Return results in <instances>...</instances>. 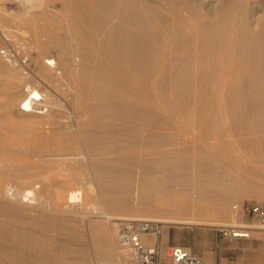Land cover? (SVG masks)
<instances>
[{
  "label": "bare ground",
  "instance_id": "bare-ground-1",
  "mask_svg": "<svg viewBox=\"0 0 264 264\" xmlns=\"http://www.w3.org/2000/svg\"><path fill=\"white\" fill-rule=\"evenodd\" d=\"M17 1L23 14L13 18L0 5L1 30H9L12 22L35 23L33 12L44 10L49 0ZM216 1L208 10L205 0H65V10L74 11L68 26H74L78 46L70 55L62 50L59 61L46 58L44 64L56 73L46 71L42 78L53 85L74 83L82 112L75 127L65 131L69 142L57 144L52 141L61 138L54 130L62 124L59 117L45 112L43 127L29 133L14 121L23 118L11 112L13 119L0 117V241L5 236L22 248L21 254L48 253L51 246L37 234L14 228L18 219L34 224L43 217L82 219L97 264H134L132 252L118 242L119 221L264 231V224L238 219L230 187L240 197L264 201V0ZM52 46L42 44L47 50ZM37 84L26 88L20 105L30 118L42 104L63 106ZM196 107L206 127L239 132L242 152L250 155L251 163L243 164L247 175L226 178V167L202 142H190L176 129L167 138L159 129L186 125L179 113ZM171 109L176 114H167ZM230 144L220 148L231 151ZM68 183L67 194H60ZM152 197L162 207L152 204ZM155 241L143 237L148 246ZM3 252L22 260L11 249ZM65 255L63 250L56 262L50 255L46 261L84 264Z\"/></svg>",
  "mask_w": 264,
  "mask_h": 264
},
{
  "label": "rangeland",
  "instance_id": "rangeland-1",
  "mask_svg": "<svg viewBox=\"0 0 264 264\" xmlns=\"http://www.w3.org/2000/svg\"><path fill=\"white\" fill-rule=\"evenodd\" d=\"M1 1H0V5L2 8L6 9V6H7L6 10H8V16L10 18L11 17L13 18L15 15L23 14V7L21 6L20 3H18L17 0H5V1L1 0ZM205 1L207 4H209L208 10L214 9L213 7H215V5H217L218 3V1L216 0H205ZM64 4H65V0H49L44 6V10H35L33 12L37 17L35 23L31 25H26V24L21 23L20 21L16 23L8 22L10 24L9 30L4 31L0 29L1 31V34H0V64L2 68L6 67L5 71H3V69L0 66V117L5 116L4 118L13 119L10 116L15 114L13 116H17L15 117L16 119L23 118V120L22 119L19 120V123L15 119L14 121L17 123L20 130L24 131V128H25V131L28 133L30 130H34V127L36 131L40 127H43V122L46 120L47 118L46 116H48L47 114H49V116H54L56 118L59 117L58 119L61 120L62 124L57 126L58 128L55 126L54 130L58 134H60L61 138L56 139L57 141L55 142L52 141L53 144L62 143L59 141L61 139L63 140V143L69 142L68 134H66L65 131L66 130L69 131V129H72L75 127V125L77 124L76 120L78 119V117L81 115V112H82V107L80 108V106L76 102L77 100L75 99L77 98V95H75V92L73 91V88H75L74 83L65 82L61 86L59 84L53 85V84L48 83L46 80L42 78V75L45 74L46 71H50L49 73H51V75H54L56 73L50 70L44 64V61L46 58L51 57L53 60L55 59L59 61L60 53L62 50L66 51L70 55L74 52L75 48L78 46L76 42V37H74L75 28L74 26L72 27L71 24L70 26H68L69 24L68 20L70 17L74 16V11H72L71 9L65 10L66 8L64 7ZM0 22H1V18H0ZM73 28L74 30H72ZM46 42H52L53 43L52 48L54 49L52 48H50L49 50L43 49L42 44ZM55 48L56 49L58 48V49L55 50ZM5 52L10 55L9 58L7 57L5 58V55L3 54ZM10 68H13V70L11 69L13 71L12 73H11ZM57 68L59 72L62 71L61 68L59 67ZM33 84H37L39 87L41 86V88H43L42 92L49 91L52 94V96L56 98L57 102H59L63 106L52 109L51 106L46 107L42 104L41 105L42 109L37 110L36 113L34 112L33 113L34 116H32V118H30L31 115H24L22 112H20L21 111L20 110L21 101L28 94V92L26 91L28 89L26 88H28V86H31ZM43 106L45 108H43ZM196 109L198 113L196 112ZM198 109L201 111L200 107L198 108L196 107L192 113L181 111L180 113L187 120H184L185 118H182V115L179 113L180 116L179 115L178 116L183 121L185 122L187 121V124H186L187 126L186 125H176V124H164L161 127H159V129L162 128L161 130L167 133V138L174 137V135H176L175 133L176 131L178 134L181 132V134H183V137L188 136L186 138L190 142H193V141L202 142L204 144L203 147L205 149L207 148L206 151L214 152V154L216 153L215 156L217 157V159L215 157V160L221 166L224 165L226 167L224 170H222L226 178H230V176L234 174L235 175L237 174L240 176L247 175L248 173L245 170L244 168L245 166H243V164L249 165L251 163L249 160L250 155H246V153L244 154V152H242V148H241L242 138L239 135V132L233 129L217 130L213 128L212 126L206 127L205 125H203V122H202L203 117L201 115V112ZM38 111L39 113H37ZM169 111H167V114L169 115L176 114V111L174 112V110L172 109ZM9 112H11V115L7 114ZM40 112H43V113H41L40 115ZM63 114L64 115L66 114L65 115L66 118ZM69 114L71 116H69ZM72 115H74V117ZM6 116H9V117H6ZM25 116L27 117L25 118ZM199 118H200V121H199ZM35 119L36 120L38 119V122ZM25 120H26V123H24ZM188 120L190 121V123H188L189 122ZM35 121L37 122V125ZM22 124L24 125L29 124V125L28 127L24 125L22 127ZM30 124L33 127V129L30 126ZM34 124L35 126H33ZM164 126L165 128H163ZM59 129H61V132L59 131ZM184 134H186V136H184ZM239 141L241 143L240 145H239ZM224 144L232 145L231 151H228V150L225 151L222 148H220ZM69 146L70 147L73 146V142H72V145L71 143H69ZM169 147L173 148L174 146L173 145L167 146V148ZM66 148L62 151V153L64 154L69 153L68 151L69 149L68 148L66 149ZM55 150L56 149L53 148V151ZM237 160H242V161H237ZM247 160L249 161V163ZM229 169L231 171L232 170L234 171L231 172ZM210 173L216 174V171H210ZM50 177L55 178L53 174L50 175ZM69 186H71L69 183L62 184L60 188L61 190L60 194L63 193L62 195H66L70 189ZM230 187L234 189L233 190L234 193L232 192L233 194L232 197H235L236 199L233 198L232 203L235 204V206H237V210L239 211L238 219L241 220L242 223L246 225H253L255 223L264 224L254 217L246 216L242 212V208L244 206L253 205V204H261L264 206V201L256 200V198H253V197H249V198L240 197L238 195L239 193L235 189V186L230 183ZM151 200H153V202ZM151 200L150 201L152 204H156L157 200H160V199L159 198L157 199L156 197L155 198L152 197ZM235 200L237 203L234 202ZM134 202L135 201H133V203ZM156 205L158 207H162L159 204H156ZM18 222L19 223H17L14 227L16 230L23 231V232H31V233L33 232V234L35 235L37 234L36 235L38 236L37 238L44 240L46 244H48L49 247L51 246V248H49L50 251L44 254H37V253L25 251L24 253L21 254L20 251L22 250V248L19 247L17 244L12 243L4 236V239L0 241V247L4 248L3 251H5V249L7 250L11 249L15 253V255H21V259L23 261L22 260H10L6 257L5 252L2 251L0 252V259H1L0 264H10V263L11 264H30V263L34 264V261H35V264H53L50 262L48 263V261H46V257H48V255L53 256L55 257V262H56L58 258L61 256V252H63V250H66L65 256L69 257L70 260L82 261L84 264H90V263L97 264V256L95 253L93 254L94 251L92 250L93 248L90 244L89 230L86 227L87 225L86 220H82V219L76 220L73 218L71 219L69 217H66V218L55 217V219L43 217V219L40 218L38 221H36V224H34L31 222V220H29V218L21 219L20 217L18 219ZM50 222L54 224L52 225L50 224ZM122 222L123 221H119L118 230L120 229ZM160 224L163 226V238L170 239V242H171L170 244L166 243L165 247L161 250L164 261H166L167 259V252L170 247L180 246V247L186 248L187 250L191 251L193 254L201 258L205 264H264V231L262 230H254V229L252 230L251 229L249 239H239L233 236V231H234L233 229L227 230L225 228L219 229L218 227H215V226L169 224V223H161V222ZM50 225L52 227H50ZM255 233H257V235ZM151 236L155 237V235H151ZM159 239H161V237ZM22 256L24 257L22 258ZM18 257L20 258V256ZM32 259L34 261H32Z\"/></svg>",
  "mask_w": 264,
  "mask_h": 264
},
{
  "label": "built area",
  "instance_id": "built-area-1",
  "mask_svg": "<svg viewBox=\"0 0 264 264\" xmlns=\"http://www.w3.org/2000/svg\"><path fill=\"white\" fill-rule=\"evenodd\" d=\"M3 54L5 57H10L6 52ZM39 109H42L41 105L35 108L34 111L36 112ZM242 212L246 216L254 217L264 223L263 205H247L242 208ZM250 230L244 228L239 229L238 232L233 231V236L239 239H249ZM150 235H155L154 246H148L143 242V237ZM162 236L163 226L160 223L145 220H125L121 223L118 231V242L121 248L132 252L134 264H205L201 258L180 246L170 247L167 252V259L164 261L158 244L159 238Z\"/></svg>",
  "mask_w": 264,
  "mask_h": 264
},
{
  "label": "crops",
  "instance_id": "crops-1",
  "mask_svg": "<svg viewBox=\"0 0 264 264\" xmlns=\"http://www.w3.org/2000/svg\"><path fill=\"white\" fill-rule=\"evenodd\" d=\"M166 243L170 244V239H164L163 236L161 237V239H159V247L161 248V250L165 247ZM175 244V243H173Z\"/></svg>",
  "mask_w": 264,
  "mask_h": 264
}]
</instances>
